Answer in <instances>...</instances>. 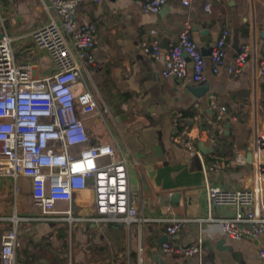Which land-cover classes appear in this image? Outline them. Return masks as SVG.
Segmentation results:
<instances>
[{
  "label": "crops",
  "instance_id": "1",
  "mask_svg": "<svg viewBox=\"0 0 264 264\" xmlns=\"http://www.w3.org/2000/svg\"><path fill=\"white\" fill-rule=\"evenodd\" d=\"M146 1L79 0L76 21L97 29L92 51L96 65L85 70L86 83L112 116L86 120L91 145L112 143L130 159L131 209L147 220L142 225L145 264H263L258 251L264 235L259 241L228 238L221 222L235 209L210 206L204 186L206 181L227 190L254 185L251 142L256 128L264 132V77L256 82L250 64L238 75L230 74L229 67L253 39L264 59V2L214 0L207 11V0H190L187 6L183 0H167L157 14H147ZM53 20L61 24L48 0H0V33L12 39L16 63L31 65L36 78L51 76L55 68L30 35ZM186 21L192 23V37L205 57L202 82L193 80L191 67L181 80L165 79L162 62L142 52L152 30L167 48L178 40ZM225 30L226 56L215 74L211 52ZM221 107L226 114L219 119ZM200 142L207 147L206 154L200 151ZM10 181L0 178V217L7 218L0 221V242L14 215ZM18 184L20 199L28 206L21 214L28 220L18 226L17 264H136L135 226L34 220L30 180L21 178ZM261 188L264 206V181ZM93 198L91 190L76 194L74 214L96 219ZM174 217L187 221L173 241L189 246L203 239L202 258L163 251L169 237L167 224L161 221Z\"/></svg>",
  "mask_w": 264,
  "mask_h": 264
},
{
  "label": "built area",
  "instance_id": "2",
  "mask_svg": "<svg viewBox=\"0 0 264 264\" xmlns=\"http://www.w3.org/2000/svg\"><path fill=\"white\" fill-rule=\"evenodd\" d=\"M213 1L207 0V11L211 10ZM166 2L147 0L143 11L157 14ZM252 2L263 3L264 0ZM78 4L79 0H48V8L56 12L61 24L53 20L30 35L54 65L55 73L47 78H36L29 64H17L12 39L7 33L0 38V178L13 181L14 203V215L8 219L11 226L1 236L0 264H17L18 226L28 220L21 214L28 209L20 199L18 181L21 178L30 180L32 203L37 211L31 215L32 219L67 221L71 225L91 220L101 225H122L127 229L135 226L136 264H145L142 225L147 220L136 216L131 209L130 159L120 155L112 143L91 145L87 132V119H101L103 114L112 116L105 101L99 99L86 83L85 70L89 65H96L92 51L97 45V29L94 24L81 25L76 21ZM189 4L190 0H183V5ZM192 30V23L186 21L178 40L167 48H163L158 32L152 30L151 40L142 44L143 54L162 62L165 79L181 80L188 75L190 67L195 82L205 79V57L192 37ZM228 36L229 31L225 30L212 49L215 74L224 63ZM247 64L252 66L256 82L264 77V59L259 55L254 39L242 46L229 73L238 75ZM225 114L226 108L221 107L219 119ZM251 151L252 187L227 190L208 181L204 186L210 206L235 209L233 216L221 222L222 232L235 241H259L264 235L261 188L264 132L258 128L252 138ZM87 190L94 195L96 219H81L73 212L75 195ZM60 203H65L66 209H59ZM0 221H7V218L0 217ZM186 221L176 217L161 221L167 224L169 237L162 249L186 259L202 258L203 239L189 246L173 241ZM258 257L264 264V245L260 247Z\"/></svg>",
  "mask_w": 264,
  "mask_h": 264
},
{
  "label": "water",
  "instance_id": "3",
  "mask_svg": "<svg viewBox=\"0 0 264 264\" xmlns=\"http://www.w3.org/2000/svg\"><path fill=\"white\" fill-rule=\"evenodd\" d=\"M2 36H3V34L0 33V38H2ZM261 36L264 37V34L262 33ZM202 91H203V90H202ZM202 91H196V92L200 93V92H202ZM198 147H199V149H200V151H201L202 153H204V154L207 153V150H208V149H207V147H205V145H204L203 142H200L199 145H198ZM251 155H252V154L249 155V160H250V161H251ZM174 197H175V196H174ZM174 197H171V201H173V202L176 201L175 198H179V194H177L175 198H174ZM119 226L122 227V225H119ZM166 238H168V237H166ZM162 260H163V259H162ZM161 262H162V261H161Z\"/></svg>",
  "mask_w": 264,
  "mask_h": 264
},
{
  "label": "rangeland",
  "instance_id": "4",
  "mask_svg": "<svg viewBox=\"0 0 264 264\" xmlns=\"http://www.w3.org/2000/svg\"><path fill=\"white\" fill-rule=\"evenodd\" d=\"M86 76V75H85ZM10 184H12V181H10Z\"/></svg>",
  "mask_w": 264,
  "mask_h": 264
}]
</instances>
